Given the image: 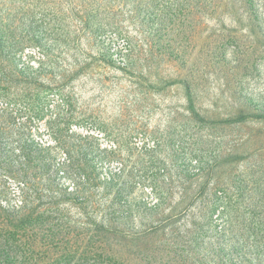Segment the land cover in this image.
<instances>
[{
    "label": "rangeland",
    "instance_id": "rangeland-1",
    "mask_svg": "<svg viewBox=\"0 0 264 264\" xmlns=\"http://www.w3.org/2000/svg\"><path fill=\"white\" fill-rule=\"evenodd\" d=\"M0 264H264V0H0Z\"/></svg>",
    "mask_w": 264,
    "mask_h": 264
}]
</instances>
